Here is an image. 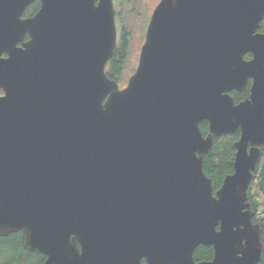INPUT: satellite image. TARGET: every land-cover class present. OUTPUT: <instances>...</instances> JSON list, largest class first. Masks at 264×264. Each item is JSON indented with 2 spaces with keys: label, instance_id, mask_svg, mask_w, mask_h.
I'll use <instances>...</instances> for the list:
<instances>
[{
  "label": "water",
  "instance_id": "water-1",
  "mask_svg": "<svg viewBox=\"0 0 264 264\" xmlns=\"http://www.w3.org/2000/svg\"><path fill=\"white\" fill-rule=\"evenodd\" d=\"M263 17L264 0H160L119 88L113 0H0V236L21 232L43 264L259 263ZM236 130L214 189L203 159Z\"/></svg>",
  "mask_w": 264,
  "mask_h": 264
},
{
  "label": "trees",
  "instance_id": "trees-1",
  "mask_svg": "<svg viewBox=\"0 0 264 264\" xmlns=\"http://www.w3.org/2000/svg\"><path fill=\"white\" fill-rule=\"evenodd\" d=\"M39 6L38 2H33L28 12L24 15L33 14ZM125 29V28H124ZM258 31L264 32V17L259 24ZM123 34L119 47L117 46L114 53L106 65L107 76L111 79L122 83L120 73L124 66L127 50V40ZM247 95L246 91L234 93L235 101H238ZM201 132L207 133V122H200ZM239 130L231 133H224L215 137L211 150L203 159V171L213 180L214 188L217 189L225 174L232 172L233 158L235 154V142L238 140ZM248 197L251 207L254 211L253 221L258 223L262 228L261 240L264 245V147L262 155L254 172L253 179L248 189ZM212 250L210 246H198L195 249L194 257L196 260L201 258H210ZM44 256L37 250H27L23 246V235L21 232L11 233L6 236H0V264H43ZM264 264V252L259 263Z\"/></svg>",
  "mask_w": 264,
  "mask_h": 264
},
{
  "label": "rangeland",
  "instance_id": "rangeland-1",
  "mask_svg": "<svg viewBox=\"0 0 264 264\" xmlns=\"http://www.w3.org/2000/svg\"><path fill=\"white\" fill-rule=\"evenodd\" d=\"M157 2L158 0H114L113 8L117 26L116 47H119L121 43L123 36L121 32L127 31V34H124L127 40V55L120 73V79H123L121 87L125 86L127 78L136 69L145 29Z\"/></svg>",
  "mask_w": 264,
  "mask_h": 264
},
{
  "label": "flooded vegetation",
  "instance_id": "flooded-vegetation-1",
  "mask_svg": "<svg viewBox=\"0 0 264 264\" xmlns=\"http://www.w3.org/2000/svg\"><path fill=\"white\" fill-rule=\"evenodd\" d=\"M32 4V3H31ZM30 4V5H31ZM29 5V6H30ZM29 6L26 8V10L23 12V17H26L27 15H24V13H27L28 11V8H29ZM34 14V13H33ZM33 14H31V15H28V16H32ZM261 32V31H260ZM244 58L245 59H249V58H251V54L250 53H247V54H245V56H244ZM250 85H251V79H248V81L246 82V86H245V88L242 90V91H238V90H236V89H232L231 91H229V94L233 97V94L234 93H242V92H245L246 91V93H247V95H245V97L244 98H242V99H240V100H238V101H235V99H234V97H233V99H234V101H235V103H238L239 101H241V100H244L245 98H247V97H249V89H250ZM4 94V92L2 91V90H0V95H3ZM237 131V130H236ZM239 138V137H238ZM233 161H234V158H233ZM232 172H233V164H232ZM232 172H230V173H232ZM230 173H227V174H230ZM227 174H225V175H227ZM223 178H224V176H223ZM199 246H201V245H199ZM202 246H204V245H202ZM198 247V246H197ZM196 247V248H197ZM211 247V246H210ZM195 248V249H196ZM211 250H212V247H211ZM194 252H195V250H194ZM194 252H193V259H194V262H198V261H205V260H211L212 259V257H213V250H212V254H211V257L210 258H201V259H199V260H196L195 259V257H194ZM139 264H148L147 262H146V260L144 259V258H142L140 261H139Z\"/></svg>",
  "mask_w": 264,
  "mask_h": 264
}]
</instances>
